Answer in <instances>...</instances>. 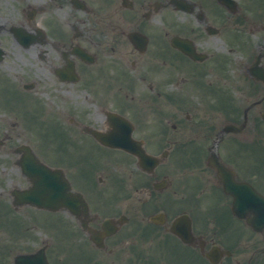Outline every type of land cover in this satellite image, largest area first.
<instances>
[{
    "label": "flooded vegetation",
    "instance_id": "1",
    "mask_svg": "<svg viewBox=\"0 0 264 264\" xmlns=\"http://www.w3.org/2000/svg\"><path fill=\"white\" fill-rule=\"evenodd\" d=\"M54 114L77 154L33 148L88 202L67 212L82 249L119 264H264V226L247 222L264 195L256 0H0V163L19 160L21 125ZM16 183L29 184L20 170Z\"/></svg>",
    "mask_w": 264,
    "mask_h": 264
},
{
    "label": "rangeland",
    "instance_id": "2",
    "mask_svg": "<svg viewBox=\"0 0 264 264\" xmlns=\"http://www.w3.org/2000/svg\"><path fill=\"white\" fill-rule=\"evenodd\" d=\"M261 10H263V9H261ZM260 18L264 19V15L260 14ZM250 37H251L252 43L258 41V39L255 35H252ZM209 42L212 45H218V46L224 45L223 42L218 41L216 39H210ZM234 55H237V53H235ZM7 101H9V99H7ZM31 101L32 100H31L30 96H25L23 98L22 104L30 105ZM16 105H18L21 108L27 109V107H25L24 105H21L19 102H17ZM21 115H22L23 120H25V121L27 120V118L29 116V114H21ZM31 122L33 124H35V126L28 133V137L30 139V142L34 146V148L37 149V151L42 152L45 157L55 161V160L60 159L63 156L68 161H71L72 156H75L77 154L76 150L67 151L65 149V143H59V141H56L55 144L49 143L48 145H45V143H44L45 139H47L49 141L50 138L52 137V134L50 131L52 119L49 120L48 122H45L41 118H40V120L37 119V116L34 115L33 118L31 119ZM0 126H4L6 128L11 127L10 124H4V125H0ZM22 128H23V126L21 125L19 127V129H22ZM36 136L40 139V141L42 140L44 142L41 141L39 144L37 139H36ZM57 146H59L60 149L57 148ZM57 152H61L62 155H57ZM9 158H10V155H3V159L6 160ZM7 171L14 174V173H16L17 168H16V166H10ZM9 187H11V184H8V185L4 184L5 192L9 189ZM2 205L6 207L5 204L2 203ZM10 207L12 208L11 210H13L14 213H18L17 219H18L20 225L23 227H27L25 230H22V232L24 231L22 233V235H26L29 238L27 240L20 239V238L16 237L17 233L16 234L14 232L12 233V231H14L15 229L17 230V225L13 226L12 224H10V222H12L14 220V218H11V212L5 211V217H8V218H7L6 222L4 223V227L8 226L10 228H8L7 231L0 230V243L2 245H4L3 247H1V251L9 248L8 261L11 259V257L13 256L14 253H16L20 250H23V249H27L30 245L31 240L34 239L33 241L39 242L41 240L40 237H44L45 236L44 232L46 231L44 228L34 227L36 225H41V222L45 220L44 217L40 218V219H37L36 217H35V219L29 217L28 216L29 214L34 215L35 212L26 206L19 208L17 210L14 209L12 206H10ZM55 219H56V217H55ZM10 229H12V231ZM46 232H47L46 238H48L49 241H51V246L48 249V252H49V254H51L50 257L56 262V264H63L66 261V255H67L66 253L70 252V250H72V251L78 250L79 251V249H77L79 247L76 244L72 245L71 243H69L68 238L61 231H59L57 229V227H55V228L53 227V229L51 227V230H47ZM88 250H89V248H88ZM79 254H81V256H82V253H79ZM77 257L79 258V255L77 253H74L73 255L68 256V258H77ZM87 258L89 260H93V259H90L91 257L87 256ZM107 261H105L106 264H115L114 260H112L110 258ZM95 262H98V261H95ZM76 264H82V262H76ZM117 264H119V263H117Z\"/></svg>",
    "mask_w": 264,
    "mask_h": 264
},
{
    "label": "water",
    "instance_id": "3",
    "mask_svg": "<svg viewBox=\"0 0 264 264\" xmlns=\"http://www.w3.org/2000/svg\"><path fill=\"white\" fill-rule=\"evenodd\" d=\"M54 178L55 177L52 176V181H50L47 184L53 187V190H52V196L54 197L53 200L56 199V194H57V189H56L57 181ZM38 183L39 182L36 183L37 187H38ZM256 212H257V219L264 222V199L263 198L257 201ZM14 264H48V263L45 261L44 257L38 253L34 255L18 256L15 258Z\"/></svg>",
    "mask_w": 264,
    "mask_h": 264
}]
</instances>
